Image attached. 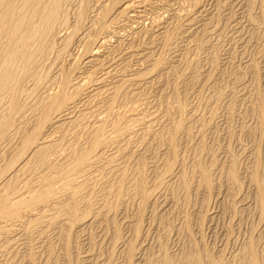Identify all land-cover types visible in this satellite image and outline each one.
<instances>
[{"label":"bare ground","instance_id":"1","mask_svg":"<svg viewBox=\"0 0 264 264\" xmlns=\"http://www.w3.org/2000/svg\"><path fill=\"white\" fill-rule=\"evenodd\" d=\"M208 1L0 0V256L8 258L5 264H60L61 254L63 264H264V230L227 261L213 256L204 240V224L213 216L198 213V235L192 212L183 209L199 194L204 202L225 187L235 196L244 185L236 152L220 162L201 138L191 159L188 147L179 149L183 139L192 141L196 124L203 129L208 123L181 89L200 82L196 66L186 81L198 58L190 45L199 40L198 50L205 49L211 34L221 36L230 23L221 20L229 2L215 0L214 12ZM234 1L246 13L250 34L262 41V52L264 0ZM217 52L210 56L205 84L214 81ZM252 61V105L263 130L259 61ZM215 107L214 115L220 111ZM262 152L254 149L247 173L264 221ZM174 207L182 209L179 217L171 216ZM172 231L184 239L178 252L162 241L155 249L148 245L153 232L161 239ZM81 237L98 252L82 254ZM144 253L148 259L144 255L142 262ZM117 254L124 255L121 261Z\"/></svg>","mask_w":264,"mask_h":264},{"label":"rangeland","instance_id":"2","mask_svg":"<svg viewBox=\"0 0 264 264\" xmlns=\"http://www.w3.org/2000/svg\"><path fill=\"white\" fill-rule=\"evenodd\" d=\"M224 1L226 2V0H224ZM227 1L229 2V4L226 5L225 8H223V11H224V12H222L223 15L221 14L223 19H221V20L223 21V24H224L225 20L226 21L229 20V22L232 23V24L228 23L229 26H226V27H224L225 24L223 26L221 25L222 28L223 27L225 28V29L223 28L224 31L222 30L223 31V33L221 35L222 37L221 36H217L216 33H212L211 34V38L208 41V43L209 42H211V43H209L208 45L206 43V47L207 48L205 47V49H204V47H202L203 51L202 50H200V51L198 50L199 47L197 45H199V42H200L199 40L193 41L192 44L190 45V48L192 49L190 52L193 55L197 54L195 57H198V58H196L197 61L193 62L194 64H192V67H194V68L189 69L191 71L187 72V74L189 75L188 76L189 79H187L186 81L190 80V76H191L190 74L194 73L195 66H196V69L198 71H200L199 72V80H200V82H197L192 87H189L190 89L187 88L188 84H187L186 81L185 82H186L187 86L185 84H182L183 83L182 82L181 83L182 84L181 89H182V91H186V93L188 92L187 96H188L189 102L191 103V106L192 107L193 106L194 107L197 106L198 108H201L198 111L199 113L200 112L205 113L203 115V117L206 119V121L208 120L207 121L208 123L203 128L205 130L201 129V126L199 124H196L194 126V129H193L194 130V135H193L192 141H190V140L187 141L186 139H183L182 143L179 145V149L183 151L184 148L186 149V147H188L189 151L187 152V154H188L187 156L191 159L192 156H193V152H191V151L195 148L196 145H198V143H200L201 139H205L206 140V144L208 145L209 150H210V156L212 155V153H211L212 151L215 152L216 155L219 154V155H217V158L219 159L220 162L228 161L231 151L236 152V153H234V152L233 153L237 155L238 160L240 161L239 162L240 163V167H239L240 175L243 176V180H244V183H243L244 185H242L240 193L236 194V192H239V191L235 192V194L237 195V196L235 195L236 197L234 195L230 196L229 193L226 191L227 189L225 187H223L222 190H221L222 192L220 191L221 193L215 192V194L212 195V197H210V199H208L207 201L204 200V202L203 201L201 202L202 196L199 194L197 196L198 198H197L196 201H195V199H192V201H191V203L194 202L193 204L195 206L193 204H191V203L189 205L184 203L185 206L182 204L184 206L183 209H186V207H187V209L190 211V213L192 212V214H193L192 216H194L193 217L194 218L193 228L195 230V233L197 232L198 235L200 234L198 232L199 225L197 223L198 222L197 221V219H198L197 217H199V216H197L198 213L201 212V211L203 213L209 212L210 215L213 216L212 220L206 221L205 224H204V228H203L204 240H205V242L207 244V248L210 250V252L212 253L213 256H216L217 258L226 257L224 259L229 261L230 259L234 258V255L236 253L238 254L239 252H241V249L244 247V244H245L244 242H246L253 233H255L256 236H257V234L260 236L261 230L262 231L264 230V221H261V219L259 217V213H258V210L256 208V204L254 203L255 202L254 201V195H252V193L254 192V189H253L252 186H248L249 185V177H248V173H249L248 171L249 170H248V168H249V166H251L252 153H253L254 149L259 147L260 150L263 151L262 153L264 154V131H263L264 128H262L263 130H261V128H259L260 127L258 125L259 124V120L257 121L259 116L257 115L258 113L253 109V105H252L253 104V99L252 98H253V92H254V88H255L254 87L255 81H254V78H253V73H252V69L250 67L249 62H251L252 60H254V62H255V60L257 59L256 62H255L257 64V62L259 61L258 64H257V66L259 68L258 79L260 80L258 84L260 86V90H261L262 95H263V105H264V49H263L262 52H260V50H259L260 49V45H261L260 43H262V41L260 39H258L257 37L253 36L252 34H250L251 33L250 32L251 29H250V26H248L249 22H247L248 19H247V16L245 15L246 13L244 14L241 11V9L243 10V8H241L235 1L233 2V0H227ZM228 2H226V3H228ZM216 3H215V0H212V1L209 0L208 4H207L208 9L210 8L209 9L210 11L212 10V11L215 12L216 7H217ZM257 10H259V9L256 8V11ZM231 13H233V14H231ZM230 16H232V18L235 19V20H233L231 18H230L231 20L227 19V17L229 18ZM237 18H239V19H237ZM239 20H240L241 23L243 22V24H241V26L245 25L244 26V30L242 28V31L240 29V27H241L239 25L240 23L238 22ZM234 21H236V22H234ZM234 23H236V25H238V27L236 25H234ZM234 26L236 28H238L240 30V32H238V29H236ZM247 27L249 28L248 29L249 31L247 30ZM200 35L199 36L201 38H203L202 37V36H204L203 32L200 33ZM242 36L245 37L243 40L244 41L247 40V41L244 42L243 40H241V42H240L239 39L240 38L242 39L243 38ZM216 45H217V47H216ZM218 47H219V49H218ZM195 48H197V49H195ZM194 49H195L196 52L194 51ZM207 50H208V52H207ZM211 50H213L212 52H214V53H215V51L216 52L219 51V52H217L219 55L218 54L217 55L219 57L218 66L220 68L218 67L217 71L215 72L216 74L214 75L215 76L214 77V81L211 82V83L205 84L203 80L205 78V75H206L207 71H209L211 69L210 66L212 64L210 62L211 61V57L213 56V53L211 52ZM198 51H199L200 56H198ZM200 52H202V53H200ZM256 54L257 55L259 54L261 57H259V55L257 56ZM255 55H256V57H255ZM199 61H200V65L198 64ZM254 62L252 61V63H254ZM196 63L198 64V66L196 65ZM184 66H185V63L181 64V67H180L181 71L184 69ZM244 72H246V73H244ZM216 83H217V85H216ZM209 85H210V87H209ZM220 86H221V88L219 89ZM222 86H225V87H222ZM200 87L203 88L205 90V92ZM189 90H190V92H189ZM192 90H194V91L191 92ZM201 90H203V91H201ZM218 90H220V91H218ZM222 90H226V91L223 92V95H225V96L220 97V100L218 101V93L221 92ZM195 93L197 95L199 93V95L197 96ZM230 103H232L233 105L232 104L230 105ZM217 104H218L219 107L216 106ZM235 104H237V105L235 106ZM213 105H215L216 107L213 106ZM191 106H189V107L192 108ZM220 106H222V107H220ZM232 106H234V107L232 108ZM212 107H215L216 110H220V111H218V112L216 111L217 113H215V115H214V113L211 112L212 111ZM232 109L234 110L233 111V117L234 118L231 117L232 119H229L228 118V114H229V111L232 110ZM217 114H219V115H217ZM210 118H212L213 121L209 120ZM207 126H209V127H207ZM201 133H203L204 135L201 134ZM231 133H232V135H231ZM201 135H203V136L201 137ZM219 136H221V137H219ZM205 137L208 138V139H206ZM186 142H188V143L186 144ZM159 150L162 151V148L159 149ZM208 159L210 160L211 157L208 156L207 160ZM263 182H264V180H263ZM263 186H264V183H263ZM218 193H219V195H217ZM215 195H217V196H215ZM232 203H234V204H232ZM228 204H229V206H228ZM235 205H236V207H235ZM233 206H234V208H237V210L236 209L235 210L231 209ZM172 209L170 211H172L174 213L171 212V214H172L171 216H174V214H175V216L179 217L178 213H179V211H182V209L180 210L179 207H177V208L174 207ZM175 209L177 211H175ZM228 209H231V211L228 210ZM235 211L237 212V213H235L236 215L233 213ZM180 215H181V213H180ZM177 220H178V218H177ZM177 220H176V223L179 222V220L178 221ZM125 228H126V231H125ZM227 228L230 229V231H231L230 233L233 234L234 231H235V233L233 235L229 234L228 231H227L228 230ZM122 229L124 230V233L126 235L131 233V231L129 230V228L126 225H123ZM172 232L168 233L167 235H166V233L162 234V236L163 235L164 236L161 239H160V237L158 236V234L156 232H153L152 234H150L151 236L148 237V239H147L148 242L147 243H148V245H151V246L153 245L152 247H154V249H155V248H158V246L160 244V241H162L163 244L168 245V248H169L170 251L178 252L180 250L179 249L180 246H182V243H183L184 239L183 238L180 239L179 236L176 235L175 231H172ZM226 233H227V235H226ZM51 236H52V238L54 237L53 239H54L55 242L59 241L58 240L59 238L57 237V235L55 233H51ZM157 237H159L160 240H158ZM164 239H166L167 242L169 240V242L167 243L165 241V243H164ZM80 240H79L80 245H79L78 248H80L79 249L80 252L81 251L83 252L82 254H84L88 249L89 250L92 249L93 250V251L91 250L92 253L93 252L94 253L98 252V249L95 248V247H92V245H90V243L87 240H85L84 237H81ZM97 240L98 239H96V241ZM261 241H262L261 245L264 246V238ZM154 242H156V243L154 244ZM59 244H60V242H59ZM93 248H95V250L96 249L97 250L94 251ZM104 248L106 249L107 247L104 246ZM22 251H24V249H22ZM22 251H20V254H21ZM37 252H38L37 253V257H38L39 260L41 259L40 260V262H41L42 260H44V257H45L44 255L45 254L41 250L37 251ZM40 252H41V254H40ZM144 255H145V253L142 256V262L145 261L146 259H148L147 258L148 254L145 255V260H144ZM123 256H124L123 254L122 255L121 254L120 255L117 254V258L119 257L118 260L121 261L123 259L121 257H123ZM59 258H60L59 262H62L60 264H63L64 263L63 262L64 261L63 255L61 254L59 256ZM1 259H3V260H1ZM7 259L8 258L6 256H4V255L0 256V264H5L8 261ZM80 264H85V263L82 262Z\"/></svg>","mask_w":264,"mask_h":264}]
</instances>
